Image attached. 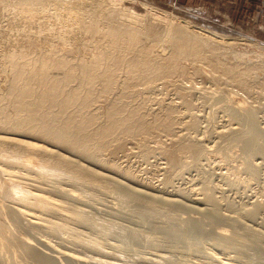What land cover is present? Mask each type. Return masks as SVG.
Returning <instances> with one entry per match:
<instances>
[{
	"label": "rangeland",
	"instance_id": "rangeland-1",
	"mask_svg": "<svg viewBox=\"0 0 264 264\" xmlns=\"http://www.w3.org/2000/svg\"><path fill=\"white\" fill-rule=\"evenodd\" d=\"M56 1L0 0V98L8 115H14L7 95L13 86V74L19 71L24 78L30 77L29 69L48 54L53 60H65L67 67L51 68L47 77L60 79L64 70L71 68L72 78L64 91L78 92L79 99L88 97L85 109L78 110L75 105L68 110L80 117L95 118V124L87 128L88 134L106 123L110 108L119 110L123 117L132 114L140 127L130 136L116 131L93 150L91 158L40 137L0 132V138L5 136L0 139V264H36L22 252L18 242L27 244L33 253L52 258L53 264H166L165 256L175 254L187 257L183 261L175 255L181 264L190 262L188 259L193 260L192 264H214L207 257L212 252L218 254L222 264H253L246 263V254L224 245L217 247L208 236H200L192 245L197 244L194 249L188 243L193 251L181 253L187 248L183 242H168L161 235L165 221L135 216L127 204L119 201L118 205L109 189L114 187L138 197L137 201H145L151 209L150 205L173 210L176 220L179 217L175 220L176 224L180 222L178 227L193 217L210 230L223 229L230 235L232 228L227 219L239 217L242 224L264 234V155L245 151L241 136L252 121L255 131L264 134V0H75L65 5ZM147 29L149 33H143ZM107 30L122 38L113 43L104 34ZM128 33L139 38L130 48L124 43ZM175 41H185L197 51L181 50ZM11 54L27 65L14 70L9 62ZM96 57L98 66H92ZM142 62L148 64L149 71L173 68L174 73L153 81L147 79L151 72L132 79L130 67ZM106 68L112 71L113 83L106 94H101V82L96 80L89 86L84 75L88 70L99 75ZM59 116L60 120L65 115ZM191 144L200 151L194 158L187 149ZM77 172L82 176L77 177ZM204 193H211L216 202V219L211 218L212 207L202 200ZM37 194L62 204L64 212L57 215L40 210L39 202L32 200ZM253 204L258 212L247 220L240 213L250 210ZM20 208L25 214L39 217V228L26 225L29 214L19 220L15 217L14 209ZM90 214L137 229L147 234V239L150 236V242L153 238V245L149 241L122 242L109 234L100 236L88 223ZM68 215L82 221L73 223L65 217ZM152 233H159L162 240L152 237ZM97 236L102 237L100 242L92 244ZM160 240L171 248L175 246L170 250L169 245H160ZM48 244L82 262L60 258ZM134 249L139 253L133 254ZM151 252L156 255L151 256ZM135 254L143 255L145 260L137 255L141 260L136 262ZM146 257L153 258L154 263Z\"/></svg>",
	"mask_w": 264,
	"mask_h": 264
},
{
	"label": "bare ground",
	"instance_id": "bare-ground-1",
	"mask_svg": "<svg viewBox=\"0 0 264 264\" xmlns=\"http://www.w3.org/2000/svg\"><path fill=\"white\" fill-rule=\"evenodd\" d=\"M23 1H27L29 3H39L38 0H23ZM74 2H75V0H58L55 3L65 5L66 3L68 4V3H74ZM76 2L78 3L79 1H76ZM90 2H92V1H90ZM82 4H84V3H82ZM73 6H75V4ZM90 6H92V5H90ZM78 7H79V5H78ZM80 7L82 8V6H80ZM152 18H154V17H152ZM149 31H150V29H147L146 31L144 30L143 33H149ZM104 34L107 35V37H109L113 41V43L117 42V40L122 38L121 36H119L118 33L114 32L113 30H107L106 32H104ZM138 39H139L138 35H136L135 33L126 34L124 36L125 47L126 48L132 47L133 45H135L138 42ZM174 44H175V46H177L181 50H186V51H191V52L197 51L194 46L190 45L189 43H186L185 41H181V42L175 41ZM44 55H45L44 57L37 60V65H35L36 67L33 65L29 69L30 77L24 78L22 75H20L19 71H16L13 74V79H12L13 86L9 87L7 95L9 97V99L11 100L10 103H12V110L14 112V115L13 116L8 115V110H7V108H5L3 100L0 98V132L3 131L2 133H5V131H7V132L13 131V132H16L18 134L24 133V134H27L30 136L40 137V138H43V139L50 141L52 143L61 145V146L65 147L71 151H74L75 153H78L79 155L91 158L93 150H97L99 148L100 144L102 142H105L106 140H108L110 138V136L112 134H114L116 131H119L126 136L133 135L139 131L140 124L133 121L132 114H129V115L123 117L120 115L119 110H117L115 108H110L106 113V123L99 126L98 128H96L92 134H88L87 128L91 127L95 124V118L94 117H82V116L80 117V116H78V113L77 114L68 113V110L75 105L78 106L77 107L78 110L85 109L87 106V99H88V97H86V96H83V99H79L78 92H76L74 90L71 92H65L64 91L63 87L65 84L70 82V79L72 78L71 72L73 70L71 68L65 69L63 77L60 79H49L47 77V71L49 69L54 68V67L55 68L56 67H62V68L67 67V62L65 60H53V59L49 58L48 54H44ZM9 59H10L9 60L10 65L14 70H20V69L24 68V66L26 64L25 62L18 61L17 56L15 54H11ZM98 63H99V58L96 57L92 60L91 65L92 66H98ZM147 65L148 64L145 62L137 63L134 66L130 67L128 74L130 75V77L132 79H140L141 77H146V74L148 72H151L152 75L148 76L147 79L150 81H153V80H156L157 78H159L163 74L169 76L172 73H174L173 68H170L169 71L168 70L161 71V72L158 70L149 71V68ZM83 69H84V66H83ZM84 77H85L86 83L89 86H92L93 83L96 82V80H99L101 82V86H102L101 94H106L112 87L113 80H112V71L110 70V68L104 69V71L101 72L99 75L94 74L92 70H88L85 73ZM215 101H216V99H215ZM217 102H219V100ZM61 113L64 114L65 116L59 120V118H60L59 115ZM58 120H59V123L56 124ZM249 123H251V122H249ZM236 128H234V129H236ZM231 129H233V128H231ZM220 132L223 133L222 131H219V134H220ZM217 134H218V132H217ZM219 134H218V136H221ZM241 136L245 140L244 141L245 142L244 143L245 151H247L248 153L251 152L249 154H253L255 152L257 155H258V153H259V155L261 154L260 156L264 155V134L258 133L255 131L253 121L250 124V127L248 128V130L245 131V133L243 132V134ZM4 137L5 136H3L2 138H4ZM234 137H235V135H233V138ZM238 137H239V135H237V137H235V138L237 139ZM2 138H0V139H2ZM8 140H10V139H8ZM225 140H227V139H225ZM237 140H241V139H237ZM4 141H5V139H4ZM23 143L24 142H22V145H23ZM28 143L29 142H27V144ZM30 144H32V143H30ZM32 145H35V144H32ZM223 145H224V143H223ZM242 146L243 145L241 144V147ZM38 147H35V148L37 149ZM40 148L41 147H39V149ZM187 149L191 153V156L193 158L196 157L200 152L198 147L196 145H192V144L189 145L187 147ZM247 152H245V153H247ZM171 160H173V158ZM250 168H252V167H250ZM250 170L253 171L254 168H253V170L252 169H250ZM81 173L77 172L76 173L77 177H81L82 176ZM69 175H70V172H69ZM16 176H18V175H16ZM24 177H26V176H24ZM78 181H80V180H78ZM31 183H33V182H31ZM62 190H65V189H62ZM109 191H110V194H113V196H115L116 199H118L117 200L118 202L121 201L122 203L127 204L128 205L127 208L128 207L130 208V209L128 208V211L133 212V214L135 213V216H139L140 218H143V220L147 219V218H150V220H151V218H158L160 221V218H161L162 219L161 221H165V224H163L164 222H161L163 225H162V228L160 227V231H163L165 233V234L162 233L161 235L165 236V238H166V240H168V242L173 241V242H175V244H178L177 242H183L182 245L185 244L184 247H186L188 243H192V244H188V245L192 246L193 243L195 244V242H198L197 240L199 239L200 236H208L211 239V241H213L214 245L217 247L224 245V247L228 246L229 248L235 249V251H238V253L240 252V254L241 253H243V255L246 254L249 257V259L247 257L248 261H246V263L247 262H253V264L254 263L264 264V234L253 231L252 229H250L247 226H245L244 224H242L239 221V217L238 218L231 217V218L227 219L228 223L231 225L230 228H232V234H230V235L228 234L229 236L226 234V232H225L226 230L225 231L223 229H219V230L211 229L210 230V229H208L207 225H203L200 221H198V219L196 220L193 217L187 218L186 220L184 218L183 220H185V221L181 222V223H183V227H178V225H179L178 223H180V222H178L176 224V221L179 220V217L176 220V218H175L176 212L174 213L173 210L172 211L171 210H165V211L158 210L159 207L157 209H154L155 207L150 205V207H152V209H151V208H148L145 206V203H144L145 201L143 202L144 203V205H143L142 201L139 202V200L138 201L136 200L138 197L133 198L132 197L133 195L131 196L129 193H127L125 191H122L120 189H116L114 187L110 188ZM206 193H204V194L206 195ZM196 194L200 195L198 193H196ZM38 195L39 194L34 195L33 196L34 198L32 197L33 201L39 202V204H40L41 208L36 206L37 208H39L40 210H45V211L51 210V212L53 211L52 213L56 212L57 215L61 214V211H63L62 210L63 209L62 204L60 205L59 203H54L53 201L47 199V197H45V196L42 197V195H40V196H38ZM68 195L70 196L71 199H74L72 193H70ZM208 195H211V193ZM208 195L202 197V200L212 207L211 209H209L210 214H211V218L216 219V217H217L216 210H215L216 202L214 201V198L212 195H211L212 197L208 196ZM197 197H200V196H197ZM194 198L196 201L195 195H194ZM198 199L199 198H197V200ZM191 200H193V198ZM119 204H120V202L118 203V205ZM19 206H21V205H19ZM119 206H121V204ZM15 208H17V207H15ZM118 208L120 209L122 207H118ZM34 209L35 208H33V210ZM161 209H163V208L161 207ZM120 211H123V210H120ZM120 211H119V213H122ZM128 211H126V213H128ZM261 211L264 212V209H261ZM123 212H125V211H123ZM257 212H258L257 207L256 206L254 207V204H253L252 207L250 208V210L248 209L247 211L240 213V214H242V217H245V219L249 220V219H253ZM13 213L15 214V217L18 220L20 219V217H24V215L26 216L29 214L28 218H30V220H26L27 221L26 225H29L30 227H33V228H39V226H38L40 224V223L38 224L39 217L37 218L33 213L29 212L28 214L27 213L25 214L24 210L22 211V209L21 210L14 209ZM30 214H33V215H30ZM40 214L42 215V213H40ZM76 214H78V213H76ZM122 215H123V213H122ZM38 216H40V215H38ZM72 216L73 215H68L65 217H67L68 220H71V222H73V223L82 221L80 219V217H77V216L72 217ZM62 217H63V215H62ZM128 218H130V217H128ZM138 218L137 219L134 218V219L137 220V222H138V220L140 219V218L139 219ZM36 219H37V221H36ZM47 220H45V221H47ZM131 220H133V217ZM140 220H142V219H140ZM140 220H139V222H140ZM40 221H41V219H40ZM151 221H153V220H151ZM263 222H264V220H263ZM43 223H47V222L43 221ZM88 223L89 224L92 223V225L95 226L94 233L97 232L100 236L103 234L114 235L119 240H121L122 242H128L130 240H134L135 243H138V241H143V242L149 241L150 242V240H149L150 236H149V239H147L148 236L145 237L147 234L144 235L142 232H139V231L137 232V229L135 231L133 228L131 229L125 225H124L125 227L124 226L121 227V225H119L117 222H114V220H111L110 218L99 217L98 215H96V217H95V216L90 214ZM62 224H65V223H62ZM145 225H147V224H145ZM49 226H51V224ZM54 226L57 227L58 225L55 224ZM60 226H61V224H60ZM64 226H66V225H64ZM149 226H150V224H149ZM126 227H128V228H126ZM154 227H152V229ZM138 229H139V227H138ZM157 229H158V227H157ZM156 233H157V231H156ZM91 234L94 235L93 233H91ZM152 234H150V235H152ZM78 235H79V233H78ZM158 235H159V233L157 234V236L153 234L152 237L155 236L154 238H157ZM100 236L95 237L92 241V244H98L100 242V239L102 238V237L100 238ZM159 239L162 240V237L160 236ZM79 240H80V238H79ZM152 240H153V238H152ZM152 240H151V242H152ZM155 240H157V239H155ZM161 240L158 241L159 243L161 242L160 245L163 243V241H161ZM166 240H165V242H167ZM86 241H87V239H86ZM151 242H150V245H153ZM184 242H186V243H184ZM45 243H47V242H45ZM172 243H171V245H172ZM79 244H80V242H79ZM163 244L166 245V243H163ZM18 245L21 248L22 252L24 254L28 255L30 257V259L33 262H35L36 264H53L51 261L52 258L50 259V258L46 257L45 255L41 256V254H39V252L38 253L37 252H34V253L31 252L29 249V246L27 244H20L18 242ZM48 245H49V247H51L52 249L55 250V253L58 256H60V258H62L64 260H69L70 262H74V263L82 262L81 259H79L78 257H75V256H73L67 252H64V251L58 249L57 247L55 248V246H53L51 244H48ZM168 245H169V243L166 246H168ZM182 245H180V247H182ZM136 246H137V244H136ZM140 246H141V243H140ZM144 246H146V244H144ZM158 246H159V244H158ZM172 246L174 247L175 245H172ZM194 246L196 247L197 244ZM194 246H192V248ZM81 247H82V249H84L83 246H81ZM81 247H80V249H81ZM184 247H182V248H184ZM188 247L189 246H187L186 250L182 249L181 253L184 254V251H187V249L188 250L190 249L193 251L194 248L191 249L190 247L189 248ZM131 248H133V247L131 246ZM149 248L154 249L155 247L153 248V246L152 247L150 246ZM169 248H170V250H172L171 246ZM128 249H130V248H128ZM134 250L135 251H133V254L136 252V249H134ZM155 250H157V249H155ZM170 250H168V248H167V252H169ZM91 251L89 250V252H91ZM173 251L175 253V250H173ZM177 251L179 254L180 251L179 250H177ZM77 252H79V251H76V253ZM84 252H86V250ZM118 252H120V249ZM137 252L139 253V250ZM97 253H99V252H97ZM171 253H173V252H171ZM185 253H188V252H185ZM151 254H152V252H151ZM137 255L140 257L142 256V258H143V255H139V254H137ZM137 255L135 256V258H137ZM155 255L156 254L154 253V255L152 254L151 256H155ZM175 255H177V254H175ZM175 255H174V257H169L171 255H167V257L165 256L164 262L166 264H181V262H179L180 260L176 261L178 258L177 256H179V255L176 256L177 258L175 257ZM219 255H221V254H219ZM157 256L160 257L159 255H157ZM162 257L163 256H161L160 258L162 259ZM179 257H181V256H179ZM185 257L184 258L181 257V258H183V261L185 260ZM207 257L210 259V261H213L214 264H222V262H223V260L221 261V258L215 252L208 254ZM146 258L149 259L151 257H146ZM151 259L153 261L152 263H154V259L153 258H151ZM222 259H223V257H222ZM230 259H231V257H230ZM138 260L139 259L137 258L136 262ZM140 260H141V258H140ZM231 260H232V262H234L233 258ZM149 261H151V260L149 259ZM157 261L155 260V262H157ZM183 261H182V263L184 264ZM187 261L192 262L193 260L191 261L188 259ZM144 262H146V261H144ZM190 262H188V263H190ZM194 262L196 263V260H194ZM201 262L203 263L204 261H201ZM210 263H212V262H209V264ZM228 263L229 262H227V264ZM154 264H156V263H154ZM190 264H192V263H190ZM198 264H201V263H198ZM204 264H208V263L204 262Z\"/></svg>",
	"mask_w": 264,
	"mask_h": 264
}]
</instances>
